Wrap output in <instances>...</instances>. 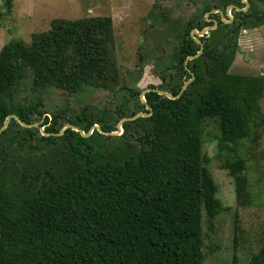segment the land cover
<instances>
[{"label": "trees", "instance_id": "16d2710c", "mask_svg": "<svg viewBox=\"0 0 264 264\" xmlns=\"http://www.w3.org/2000/svg\"><path fill=\"white\" fill-rule=\"evenodd\" d=\"M247 1L246 11L232 9L231 23L218 13L210 15L217 26L194 35L204 48L187 61L199 50L191 30L212 22L204 17L186 22L169 72L161 75V85L149 87L177 95L191 71L194 77L178 97L147 91V110L141 91L123 83L121 89L135 103L131 110L126 100L113 113L85 106L66 118L84 132L94 124L115 131L120 119L149 114L124 121L119 135L94 129L83 137L71 128L42 135L38 127L9 121L0 134V264H204V237L213 233L225 207L202 151L203 124L216 123V148L226 153L221 168L241 195L247 186L246 159L237 150L242 141L256 139L253 127L264 123V77L229 70L240 28L264 21V12L253 14L255 0ZM3 5L1 14L8 15L12 0ZM230 5L245 6L242 0H224V15ZM114 47L108 15L56 18L29 43H5L0 48V126L15 114L27 124L42 118L45 132L58 133L60 116H42L40 98L19 101L25 80L34 92L113 88L119 76ZM236 259L234 253L233 264ZM248 264H264V243Z\"/></svg>", "mask_w": 264, "mask_h": 264}, {"label": "rangeland", "instance_id": "374dc122", "mask_svg": "<svg viewBox=\"0 0 264 264\" xmlns=\"http://www.w3.org/2000/svg\"><path fill=\"white\" fill-rule=\"evenodd\" d=\"M3 1L0 0V48L12 39L29 43L32 34L48 30L56 18L111 17L119 75L113 88L70 93L50 87L34 92L26 79L18 95L24 103L40 98L42 116L58 115L65 125L66 118L74 117L85 106L113 113L127 100L125 105L131 110L135 103L128 100L122 84L140 91L161 85V75L169 72L168 65L186 22L217 13L224 0H12L8 15L1 14ZM255 8L253 14L262 15L264 0H255ZM210 10L214 12L207 14ZM228 15L233 19L230 12ZM235 42L230 72L264 77V21L255 27L240 28ZM260 106L264 114V92ZM41 121L42 118L36 123L40 125ZM253 131L256 139L242 141L237 150L246 159L247 181L246 190L237 195L234 179L221 168L226 153L216 148L217 125L213 120L203 124L202 151L209 158L207 166L218 187L217 197L225 207L214 220L213 233L204 237V264H233L234 253L236 264H248L251 254L264 243V123L253 127ZM114 132L120 134L121 129ZM203 231L207 232L205 220Z\"/></svg>", "mask_w": 264, "mask_h": 264}, {"label": "water", "instance_id": "95a60500", "mask_svg": "<svg viewBox=\"0 0 264 264\" xmlns=\"http://www.w3.org/2000/svg\"><path fill=\"white\" fill-rule=\"evenodd\" d=\"M242 1L245 3V8H243V9L236 8L237 10H246V8H247V6H248V1H247V0H242ZM231 8H235V6H234V5L229 6V7L227 8V12H228ZM219 12L221 13V11H219ZM221 15H222V13H221ZM223 21H224V22H227V21H225V20H223ZM213 22H214V24H213L212 26H206V27H203V28H202L201 30H199V31L196 30V29H192V30H191V33H194V35H196V36H203L204 34H207V33L209 32V30L214 29V28L216 27L217 22H216L215 20H213ZM193 38H194L195 41L199 44V50L197 51L196 54H194V55H192V56H188V57L186 58V61L198 57V56L202 53L203 48H204L202 41H200L198 38H196V37H194V36H193ZM188 72L190 73L191 78H190L189 80L185 81V82L182 84L181 90H180V92H179L177 95H173V94H171L170 92H168V91H166V90H161V89H157V88L153 87V88H147V89H145V90H143V91L140 92V96H139V97H140V101H141L142 103H145V100H144V93H146L147 91H154V92H157L159 95H163V96H165V97H167V98H170V99H174V98L178 97L179 94H180V93L186 88V86L190 83V81H191V80L193 79V77H194V76H193V73H192L191 71H188ZM145 105H146L145 108H146L147 110H149L150 107H149L146 103H145ZM148 115H149L148 113L137 112V113H135L134 115H132V116H130V117L122 118V119L119 120L118 125H117V128H118V129H121V124H122L124 121L133 120V119H135L136 117H139V116L146 117V116H148ZM11 119H14V120H15L20 126H22V127H38L42 135H52V134H53V135H60V134H62L64 128H71V129H73V130L79 132V134H80L81 136H83V137L88 136V135L92 132V130H94V129H96L99 133H102V134H107V135H115V134L117 135V134H119V133H116V132H114V131H103V130H101V129L99 128V126H98L97 124L92 125V126L89 128V130H88L87 132H84L82 129H80V128H78V127L72 125V124H68V123L65 124V125H63V126L61 127V129L59 130L58 133L45 132V131L43 130V128H40V126L38 125V123L34 122V123H31V124H27V123H25L24 121H22V120H21L17 115H15V114H9V115H7V116L5 117V119H4L3 123H2V125L0 126V134L6 129V127L8 126V123H9V121H10Z\"/></svg>", "mask_w": 264, "mask_h": 264}, {"label": "flooded vegetation", "instance_id": "af4514ba", "mask_svg": "<svg viewBox=\"0 0 264 264\" xmlns=\"http://www.w3.org/2000/svg\"><path fill=\"white\" fill-rule=\"evenodd\" d=\"M243 2V1H242ZM244 3V2H243ZM245 4V3H244ZM248 5H249V3H248ZM231 6V5H230ZM229 7V6H228ZM228 7H226V9H225V15L228 17V19H224V17H225V15H224V13H223V11L222 10H220V9H218L217 10V13L219 14V16H220V19L223 21V20H225V21H227V22H224V23H231V20H232V18L228 15V12H230L231 13V11H232V9H235V10H237L236 8H239V7H236L235 6V8H231L228 12H227V8ZM248 7V6H247ZM243 8H245V6L243 7ZM243 8H239V9H243ZM246 10H247V8H246ZM246 10H241V11H246ZM219 11H221V13H222V15H221V13L219 12ZM211 12H214V10H210V11H208L207 12V14L208 13H211ZM215 14V13H214ZM231 16H232V14H231ZM205 18V21L208 23V21H210V23L212 22V25L214 24V22H213V20H215L216 22H217V20L216 19H213L212 17H204ZM218 23V22H217ZM212 25H210V24H208V25H206V26H212ZM205 26V27H206ZM217 26V25H216ZM216 28V27H215ZM194 29V28H193ZM212 30V29H211ZM199 31V30H198ZM210 31V30H209ZM194 36V35H193Z\"/></svg>", "mask_w": 264, "mask_h": 264}]
</instances>
